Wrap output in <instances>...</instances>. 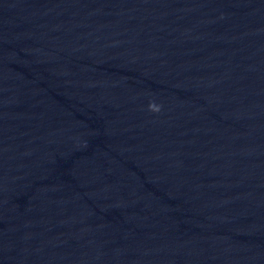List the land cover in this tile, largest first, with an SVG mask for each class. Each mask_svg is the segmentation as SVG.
I'll return each mask as SVG.
<instances>
[{
  "label": "water",
  "instance_id": "95a60500",
  "mask_svg": "<svg viewBox=\"0 0 264 264\" xmlns=\"http://www.w3.org/2000/svg\"><path fill=\"white\" fill-rule=\"evenodd\" d=\"M0 116L125 264H264V0H0Z\"/></svg>",
  "mask_w": 264,
  "mask_h": 264
},
{
  "label": "clouds",
  "instance_id": "9594fccd",
  "mask_svg": "<svg viewBox=\"0 0 264 264\" xmlns=\"http://www.w3.org/2000/svg\"><path fill=\"white\" fill-rule=\"evenodd\" d=\"M148 110L151 112H158L160 110V106L155 103L150 102L148 104Z\"/></svg>",
  "mask_w": 264,
  "mask_h": 264
}]
</instances>
